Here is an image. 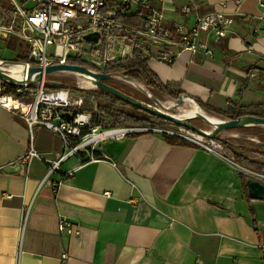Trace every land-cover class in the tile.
<instances>
[{
    "label": "crops",
    "instance_id": "0c3cea01",
    "mask_svg": "<svg viewBox=\"0 0 264 264\" xmlns=\"http://www.w3.org/2000/svg\"><path fill=\"white\" fill-rule=\"evenodd\" d=\"M104 1L114 8L121 0ZM188 2L200 14L221 10L219 0H175L169 19L191 24L195 13L179 11ZM7 5L0 0V13ZM224 11L233 32L211 55L183 51L171 64L148 57L147 67L195 102L226 110L233 100L264 116V0ZM32 132L48 162L73 146L74 137L67 143L42 124ZM30 134L17 112L0 106V264H264V199L248 197L246 173L217 155L134 132L100 138L91 156L89 146L68 154L49 178L46 162L33 159L25 176L12 162ZM60 218L79 233L61 234Z\"/></svg>",
    "mask_w": 264,
    "mask_h": 264
},
{
    "label": "built area",
    "instance_id": "2783aa9c",
    "mask_svg": "<svg viewBox=\"0 0 264 264\" xmlns=\"http://www.w3.org/2000/svg\"><path fill=\"white\" fill-rule=\"evenodd\" d=\"M175 0H121L117 7H108L104 0H7L8 5L0 13V40L14 37L28 46V62L18 63L23 69L29 66H45L52 63H64L69 59H80L89 64L94 71L104 72L105 66L133 57L140 50L144 57H154L171 64L183 51L196 52L201 50L206 55L213 52L212 44L233 32L232 13L224 11L229 4L236 9L243 0H219L221 10L200 14L197 6L188 2L180 5L183 13L194 12L191 24L173 22L167 16L168 9L178 10ZM142 10L141 26L139 28L124 24L121 19L132 11ZM236 11V10H235ZM3 13H6L3 14ZM97 34V39L87 40L88 34ZM53 46V54L48 55V48ZM13 62L0 59V67L7 69ZM5 82L0 80V106L17 112L30 129V143L25 152L12 163L25 176L33 159H40L47 164L45 178L59 174V163L70 153H77L88 143L89 136L96 133L99 126L89 129L81 135V130L89 123V114L76 112L82 103L72 100V93L65 88H47L45 78L31 87H16V92L6 93ZM12 86V85H10ZM25 93L30 100H22L19 94ZM19 105V107H16ZM77 110V109H76ZM70 116V119L67 118ZM82 117L83 120L78 121ZM42 124L56 131L65 142H70V136L78 142L68 152H64L57 161L48 162L33 146V127ZM117 133L107 134L121 138L134 132H161L178 135L191 141L197 147L217 155L253 178L264 181V174L249 170L239 165L233 155L224 153L218 138L209 139L183 129L186 133L178 134L150 126H125L110 128ZM102 131V132H103ZM90 138V137H89ZM99 140V139H98ZM93 141L88 148L89 156L93 151ZM87 150V149H86ZM51 182L56 191L61 185V176ZM61 234H78L79 227L70 220L60 218L57 224ZM18 264V258L16 261ZM201 264V263H199Z\"/></svg>",
    "mask_w": 264,
    "mask_h": 264
},
{
    "label": "rangeland",
    "instance_id": "374dc122",
    "mask_svg": "<svg viewBox=\"0 0 264 264\" xmlns=\"http://www.w3.org/2000/svg\"><path fill=\"white\" fill-rule=\"evenodd\" d=\"M7 2V0H5ZM26 51H28V46L19 40H17L14 37H8L6 39L0 40V59L8 62H13V59L18 56L24 54ZM53 54V46H50L48 48V55ZM56 81L61 82L62 86L61 88L69 89L72 93V100L78 101L81 99L82 103L75 109V112L72 111L73 114L76 112H83L85 114H89V118L91 114H99L100 110L98 108L99 102H105L103 99H100L98 93L93 92V90H97L94 88H86L79 86V76L77 74H70V73H57V74H47L45 76V85L47 88H58ZM137 83V82H136ZM110 85L119 87L127 94H130L144 102L151 103V100L146 96V94L139 91V89L133 85H131L128 82L123 81L120 78H115L112 81H109ZM138 84V83H137ZM143 87L147 90V92H150L151 95L155 96L159 101H166L168 99H172L175 101L176 97L171 96L165 92H158L151 90L148 86L145 84H141ZM16 88V87H15ZM23 93V92H21ZM24 98L21 96L22 100H27L28 97L25 96ZM30 100V98H28ZM193 101V100H192ZM198 104V103H197ZM199 105V104H198ZM199 107L204 111L205 113L215 116L220 119H225L220 115H216L213 113L208 112L205 108ZM118 108L128 110L131 109L125 106H122L118 104ZM185 106L183 104H178L177 107L171 108V109H165V111L173 114L178 115L184 110ZM228 119V118H226ZM90 120V119H89ZM118 120V119H117ZM115 118L108 117L103 115V121L106 123V127H102L101 125H98L99 128L95 131L96 133L102 132L103 130H107L110 128H119V127H125V126H134L130 125L128 123H120ZM165 121V120H164ZM190 121L197 125L198 127L202 129L209 130L211 129V126L207 125L203 120L198 118H191ZM88 126V125H87ZM97 126V125H96ZM86 127V126H85ZM94 127V126H93ZM154 128H159L162 130H167L170 132H175L178 134L185 135L186 133L183 131V127L171 123L169 121L160 122L158 126H150ZM92 128V127H91ZM161 133V132H158ZM162 134V133H161ZM170 135V134H169ZM91 137V136H89ZM88 137V138H89ZM219 141H221L223 150L225 151L227 155H233L235 157V153L242 154L245 158H247L250 161L256 162V163H263L264 164V144H261L264 142V127L262 126H249V127H242L237 129H227L223 130L217 137ZM189 141V140H188ZM93 141L88 142L85 146H90ZM191 142V141H190ZM71 144V143H70ZM236 161V160H235ZM237 162V161H236ZM240 165V164H239ZM242 166V165H241ZM245 168V167H244ZM248 169V168H247ZM244 169H241L243 171ZM252 170V169H249ZM254 171V170H252ZM246 172V171H245ZM259 172V171H255ZM259 173H263L259 172Z\"/></svg>",
    "mask_w": 264,
    "mask_h": 264
},
{
    "label": "trees",
    "instance_id": "16d2710c",
    "mask_svg": "<svg viewBox=\"0 0 264 264\" xmlns=\"http://www.w3.org/2000/svg\"><path fill=\"white\" fill-rule=\"evenodd\" d=\"M141 17H142V10L136 9L132 13L123 17L121 21L128 26L139 28L141 26ZM28 61H30L28 51H26L22 55L20 54L16 56L13 59V62H18V63L28 62ZM68 62L90 67L87 62L80 60V59H69ZM146 62H147V58L144 57L143 53L140 50H136L132 58H129L126 60H120L116 63L105 66L104 72L111 73L112 75H121V76L127 77L130 80L137 82L139 84H145L153 91L165 92L171 96H175L176 98L181 95L180 92H176L172 90L170 86L163 84L157 78V76L151 70H149ZM113 79H115V77L109 78L105 80V82L109 84V81H112ZM55 83L57 84L58 88L63 87L61 85L62 84L61 82L56 81ZM116 88L120 89L119 87H116ZM5 92L13 94L16 92V88L14 86L5 85ZM93 92L98 93L100 99H103L105 102L104 103L99 102L98 108L100 110V113L91 114L88 126L82 128L81 135L88 133L89 129L96 125L97 126L101 125L102 127H106L107 125L103 121V115L115 118L116 120L118 119L116 122L119 121L120 123H128L134 126H158L160 122L166 121V120L164 121V119L162 118H159L157 116L150 114L149 112L137 106H134L125 101H122L112 94L106 93L101 90H93ZM19 96L20 97L22 96L24 98V94H19ZM196 102L201 107L205 108L208 112L216 114V115H220L225 119L226 118L228 119L237 118L239 116L248 114L249 110L251 109L250 107L237 106L233 100L229 101V105L226 110L213 109L197 100ZM118 104L128 107L131 110L128 111V110L120 109L118 108ZM259 116H263V115H259ZM137 133H140V132H137ZM162 135L167 139L169 143L197 147L192 142L178 135H169L166 133H162ZM77 142L78 140L74 139L71 142V144L75 145ZM235 157H236L235 160L237 161V163L242 165L245 168L252 169L254 171H259V172L264 171L263 163H256V162L250 161L247 158H245L242 154H239V153L237 154L235 153ZM240 177L243 182V191L248 197H250L247 193V187H246V179L249 176L244 173H241Z\"/></svg>",
    "mask_w": 264,
    "mask_h": 264
},
{
    "label": "water",
    "instance_id": "95a60500",
    "mask_svg": "<svg viewBox=\"0 0 264 264\" xmlns=\"http://www.w3.org/2000/svg\"><path fill=\"white\" fill-rule=\"evenodd\" d=\"M85 39L95 41L97 39V34L96 33L88 34L85 36ZM13 63H18V62H13ZM52 73L79 74L85 77L87 80H89L94 89L112 94L122 101L137 106L154 116L162 118L171 123L177 124L183 127V129L191 131L192 133H195L196 135L204 138H209V139L217 138L218 135L223 130H227V129H237V128L249 127V126H264V116H259L254 114H245L232 119L215 118L214 120H209L207 113H205L204 111L203 112L196 111L194 116L192 117H186V118L178 117L176 115H173L165 111V108L163 107L161 101H159V99H157L155 96L151 94L147 95L146 93L147 90L143 87V85L138 83L137 88L139 89V91L146 94V96L151 100L153 104L144 102L105 82V80L112 77L120 78L125 82H133L129 78L121 75H112L111 73L94 71L87 66L80 64H73L69 62L52 63L45 66L44 68L35 65L29 66L28 68H24L23 76L25 77L27 75L26 82L22 78H15L11 76L7 69L0 67V80L12 86L31 87L35 83L43 80L47 74H52ZM185 98H189V97L186 94H181L180 96H178L175 99V105L182 104ZM191 118H198L203 120L207 125L211 126V129L206 130L198 127L197 125H195L190 121ZM261 144H264V142H262ZM246 187H247V193L250 196V198L264 199V181L249 176L246 179Z\"/></svg>",
    "mask_w": 264,
    "mask_h": 264
},
{
    "label": "bare ground",
    "instance_id": "6f19581e",
    "mask_svg": "<svg viewBox=\"0 0 264 264\" xmlns=\"http://www.w3.org/2000/svg\"><path fill=\"white\" fill-rule=\"evenodd\" d=\"M7 70L9 71V74L15 78H21L22 77V75H21L22 66L18 63L10 64L9 66H7ZM77 75L79 76V82H78L79 86L86 87V88H93V86L89 80H87L85 77H83L79 74H77ZM128 83L137 87V83L134 81L128 82ZM146 93H147V95L150 94V92H146ZM161 103L166 110L177 107V105H175V101L172 99L162 101ZM182 104L185 106V108L181 113L176 115L178 117H182V118L192 117V116H194L196 111L203 112L202 109L194 101H192L190 98H185L184 102ZM16 107H19V105H16ZM207 116H208L209 120H214L215 118H217V117L209 115V114ZM81 120H83L82 117H80L78 119V121H81ZM113 133H117V130H108V131H103V132H99V133H94L91 135L90 138H88L86 140V142L88 143L91 141H96L100 138L102 139V137H104L107 134H113Z\"/></svg>",
    "mask_w": 264,
    "mask_h": 264
}]
</instances>
